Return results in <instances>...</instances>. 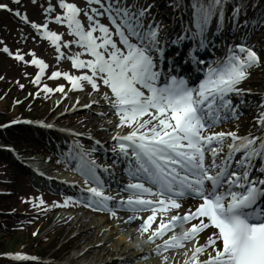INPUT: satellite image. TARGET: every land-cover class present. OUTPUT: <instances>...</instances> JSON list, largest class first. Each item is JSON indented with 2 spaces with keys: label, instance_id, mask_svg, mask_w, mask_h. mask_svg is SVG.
<instances>
[{
  "label": "snow or ice",
  "instance_id": "snow-or-ice-1",
  "mask_svg": "<svg viewBox=\"0 0 264 264\" xmlns=\"http://www.w3.org/2000/svg\"><path fill=\"white\" fill-rule=\"evenodd\" d=\"M226 2L191 0V27L171 41L177 47L185 40L198 41L184 63H203L196 53L214 46L209 36L214 18L217 24L212 35L223 31ZM12 3L19 5L21 0ZM152 7L138 0H86V8L82 9L59 0L62 14L49 23L67 27L73 39L64 42L61 35L48 30V23L30 22L26 15L0 3V10L30 23L43 40L49 41L57 60L65 58L62 48L70 49L75 44L81 49L68 54L67 59L82 74L53 71L49 79L62 77L71 85V91H84L90 86L98 93L103 86L107 91L101 98L119 118L116 128L129 129L125 134L113 135L111 145L114 156L128 161V175L136 181L117 189V195L127 193V199L117 200L106 194L100 173L108 169L97 165L89 158L91 153L77 144L79 151L70 152L68 160L75 161L74 170L84 178L85 187L78 201L69 197L56 206L80 203L112 218H117L118 212L132 213L124 223L140 221L137 231L156 244L153 252L161 258V264H175L174 257L166 253L178 252L189 244L192 247L183 252V264H264V103L253 121L256 132L242 137L233 130L216 131L225 122L240 120L241 105L245 104V91L240 86L252 69L264 67V58L246 43L227 47L225 56L208 64L199 83L190 86L189 79L178 74L179 52L172 61L165 62V49L159 39L162 21L152 17ZM54 11L50 5L47 15L51 17ZM239 13L240 8H234L232 19ZM103 17H107V25L101 23ZM0 50L13 55L7 47ZM85 55L90 58L82 59ZM31 56L30 63L39 69L32 83L39 86L49 66L35 53ZM13 58L28 63L20 53ZM41 91L64 93L65 88L45 85ZM234 97L240 99L234 103ZM254 170L256 178H252ZM43 205L40 199L39 206ZM140 213L150 214L144 217ZM157 240L163 243L157 244ZM7 258L37 260L23 254Z\"/></svg>",
  "mask_w": 264,
  "mask_h": 264
},
{
  "label": "rangeland",
  "instance_id": "rangeland-1",
  "mask_svg": "<svg viewBox=\"0 0 264 264\" xmlns=\"http://www.w3.org/2000/svg\"><path fill=\"white\" fill-rule=\"evenodd\" d=\"M67 2L75 3V4H77L78 7L82 8V9L86 8V0H67ZM26 8L27 9H24V8H21V9L26 10L28 20L35 21V23H37V24L48 23V28L51 27L56 33H62L64 40L66 42L73 39V37H71L67 34L68 30H67V27L65 25H57L54 22L49 23V20H54L55 15H53V14L56 13L55 11L52 13L51 17H49L47 15V13H45L42 10V8H40L37 5H33L28 0L26 1ZM81 20H82V22L85 23V25L87 24L86 17H84L83 14L81 15ZM101 23H104L105 25H107L108 24L107 17L101 18ZM231 23H232V21L230 22V24ZM238 27L243 28V25L240 24ZM244 33H245V36L241 37L240 40H244L248 46H254V50H256L257 53L259 55H261L262 58H264V35L261 34V32L259 30H254L251 33H249V32L247 33V32H245V29H244ZM19 39H20V45L28 44L29 47L36 50L43 57V59H45L48 62L47 64H49L48 66L51 70H58L59 68L65 67V69H67V71L70 74H72V73H73V75L82 74L81 70H76V69L72 68L71 61L69 59H67L68 54H74L76 52L81 51V49L77 48L75 44H73L70 49L64 48V52L66 53L65 58L57 60V54L55 53V51H53L50 47H48L45 42H43L39 39H37V40L32 39L30 37V35H28L27 32H21L19 34ZM81 58L82 59L83 58L89 59V57L86 55L82 56ZM5 65H7V63H5L4 66ZM84 71H86V70H84ZM261 78H264V67H256L254 70H251V75L249 76V78L240 86L243 89H250L248 91L246 90L245 93L255 94V96L258 100V102L255 103V105H254V111L255 112H259V104L262 103V101L264 102V84L260 85V79ZM90 89L91 88L89 86V87H86L84 91L88 92V90H90ZM101 89H105V88L103 86H101ZM64 95L61 97H57V98L52 99L50 101V112L48 114H46V116L44 115V113L40 114L39 119H41L43 121H48V122H51V121H54L57 119L59 122V129L64 130V132L70 131L71 133H73L75 135H79V136L84 137L85 134L84 135L81 134V128L88 129L92 125V123L90 122L89 124H87V126L83 127L84 122H85V120H87V119L90 120V119H93L94 117H92L93 115L91 113L90 114H85V113L77 114L76 110L78 108H74L72 100L66 94H64ZM101 95H103V94H101ZM247 96L248 95H246L245 97H247ZM90 97L94 98V96L88 95V97L83 100L82 99L83 95L80 94V95H78L76 100H78L80 102V105H85V104L89 103ZM62 99H65V102L61 105L60 101ZM236 100H237L236 97H234V103L236 102ZM243 100L245 101V104H246L248 102L249 98L247 97V100H245V99H243ZM67 105H69V108H68V110L65 111V106H67ZM39 111H37V113ZM93 111H94V109H93ZM109 119L111 120V118H109ZM248 120H250V119H248ZM68 122H70L72 124H70V123L68 124ZM250 123H251V126L248 129H242V130H244V132L249 133L250 131H252L255 128L253 125V122L251 121ZM69 141H70V139H68L65 143L68 144ZM38 161L39 160L37 159V157L28 160L29 163H36ZM61 166H63V165H61ZM27 173L29 174V180H30V178L32 179L33 178L32 173L30 171ZM85 208L88 209L87 207H84L83 209L78 210L75 214L78 217H81L82 220H87L89 224L101 223L104 221V220H102L103 218L92 217L89 214H84L83 210ZM65 216H67V215L63 212H59V213L55 214V216H54V223L55 224H57V225L67 224V227H66L67 229H65V233H64L63 238L61 239V243H65L68 239H71L72 236L82 234V232L84 231V229L82 227H79L78 225L71 229L70 224H68L67 221H65V220L62 221V219H64ZM110 222L114 223L115 225L117 223L119 224V221L116 222L115 219H114V221H110ZM158 222H159V218H158L157 223ZM137 226L131 225L130 228H137ZM155 226L156 225L154 224L153 227H155ZM100 234H103L102 228L100 229ZM107 237H108V235L106 234L104 237H100L99 240H97V241L105 243L107 240ZM140 237H141V235H140ZM140 237H139V239H140ZM145 237H147V235H144L141 238H145ZM86 238H87V236L85 235V237L83 239L85 240ZM166 238L167 237H165V239ZM83 239L81 242H79L80 250L78 252L89 248L92 245V243H94V241H96L95 240L96 238L93 240H90L93 242H83ZM75 240L76 239H74L73 241H75ZM114 240H116V239H114ZM156 243L158 244V242H156ZM149 245L150 246L148 247V249L156 247V244H153V243H150ZM78 252H71L67 256L61 255L59 253L57 255L58 258L60 259L59 263L73 264V262L70 261L71 257H72V255H76ZM116 256L117 255H113L111 257H109V256L103 257L101 259V262H102V264H114V263H112L113 262L112 258L115 257V258H113V260L114 259L116 260ZM150 258L153 260H157L158 256L148 257V260ZM135 263H140V262H138L137 260L136 261L131 260V262L128 264H135Z\"/></svg>",
  "mask_w": 264,
  "mask_h": 264
},
{
  "label": "trees",
  "instance_id": "trees-1",
  "mask_svg": "<svg viewBox=\"0 0 264 264\" xmlns=\"http://www.w3.org/2000/svg\"><path fill=\"white\" fill-rule=\"evenodd\" d=\"M187 2L191 3V0ZM231 4L240 8V14L258 16L264 23V0H231ZM7 28L5 24L0 27V43L2 33H5ZM1 55L0 50V57ZM14 67L15 64L12 63L4 66L0 59V126L29 114L23 105L16 103L15 95L10 92L11 89L21 92L18 91L19 83L14 80L16 75ZM29 108L32 109V106ZM17 132V129L0 130V139L17 147ZM14 174L12 167L0 160V255L21 252L41 257L49 256L55 249L58 239L47 234L39 236L42 229L35 224L39 216L37 208H32L30 204L29 209L27 208V196L16 190L17 179ZM0 264L29 263H15L7 257H0Z\"/></svg>",
  "mask_w": 264,
  "mask_h": 264
},
{
  "label": "bare ground",
  "instance_id": "bare-ground-1",
  "mask_svg": "<svg viewBox=\"0 0 264 264\" xmlns=\"http://www.w3.org/2000/svg\"><path fill=\"white\" fill-rule=\"evenodd\" d=\"M179 22L178 21L175 22L174 25H172V27H176L180 23L183 25L185 23H188L189 21L188 19H186L185 21L184 18H181V22L180 23ZM262 84H264V78L260 79V85ZM92 100L93 102L94 101L97 102L95 104H98L99 102L102 103L103 105L106 104V102H104L102 98H97V99H92ZM245 109L250 113L252 111L251 104H248L245 107ZM106 117H102V120L105 119L106 123H109ZM88 123L90 122L87 121L84 124V127L87 126ZM240 125H239V128L240 127H243V128L250 127V124L246 123V121H241ZM239 128L237 129V123H233V124H229L223 127L220 131L227 132L229 130H233V131H237V135H238ZM256 131L257 129L252 130V132H256ZM44 169L45 168H41L40 170L43 171ZM75 180H78V179L73 178V179H68L67 181L76 182ZM70 219H71L70 222H72L71 228H74L75 226L79 225V227H82L84 229L82 234L78 235L79 242L82 241L85 235L87 236V238L85 240L83 239V242H93L90 240H93L96 238L95 239L96 241H94V243H92V245L89 248L84 249L85 251H82L81 254L78 253L76 255H72L70 261H72L73 264H102L101 259L103 257H107V256L111 257L113 255H117L116 260L115 259L113 260V258L115 257L112 258V261H113L112 263L114 264H128L133 259L141 262L138 264H161V259H158L157 261H155V260H146L143 258L144 256H147V257L153 256L154 252L151 249L147 252L140 251L141 246L139 245L141 244L143 246V243L146 244L148 241L147 239H143L142 241H140V244H139V238H138L140 236L139 232L134 229L127 230V228H129L128 227L129 224L127 226H124V224L114 225L113 223L109 222L107 219H102L104 221L101 223L89 224L87 220H82L81 218L71 217ZM101 228L103 229V234H100ZM106 234L108 235V237L104 244L103 242L97 241L99 240L100 237H104ZM201 243H203V240H201ZM191 247L192 245H190V247L185 248L184 250L187 251ZM190 254L191 253L189 252V255ZM172 256L173 254L170 255V257ZM174 258L177 264H183V260L185 259V257L183 256V253L181 252L176 253Z\"/></svg>",
  "mask_w": 264,
  "mask_h": 264
}]
</instances>
